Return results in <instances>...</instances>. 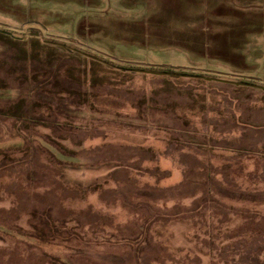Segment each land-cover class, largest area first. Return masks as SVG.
Here are the masks:
<instances>
[{"label": "rangeland", "instance_id": "1", "mask_svg": "<svg viewBox=\"0 0 264 264\" xmlns=\"http://www.w3.org/2000/svg\"><path fill=\"white\" fill-rule=\"evenodd\" d=\"M149 3L0 2V264H264V33Z\"/></svg>", "mask_w": 264, "mask_h": 264}, {"label": "crops", "instance_id": "2", "mask_svg": "<svg viewBox=\"0 0 264 264\" xmlns=\"http://www.w3.org/2000/svg\"><path fill=\"white\" fill-rule=\"evenodd\" d=\"M9 0H0L5 2ZM13 1V0H12ZM84 1L86 4L95 6L102 0H76ZM135 2L137 0H122ZM149 10L157 9L151 1L144 0ZM162 4L158 9L162 13L174 16L177 19L188 18L191 22L190 32L196 37V32L200 33L201 18L203 16L220 30L226 29L227 44L230 47V41L237 42V49L245 50V53L251 54L253 60H261L262 52L257 47L261 42V34L264 33V0H161ZM17 5V6H16ZM12 5L17 10L25 9V5L20 3ZM42 11L43 7H38ZM153 11V10H152ZM45 12V11H44ZM195 44V38H193ZM198 39V38H197ZM200 39V38H199ZM257 48V50H255ZM247 50V52H246ZM241 60L243 66L249 65L245 58ZM244 61V62H243ZM254 67V64H252ZM255 68V67H254Z\"/></svg>", "mask_w": 264, "mask_h": 264}, {"label": "trees", "instance_id": "3", "mask_svg": "<svg viewBox=\"0 0 264 264\" xmlns=\"http://www.w3.org/2000/svg\"><path fill=\"white\" fill-rule=\"evenodd\" d=\"M2 35V34H1ZM0 38L1 39H3V40H5V41H7V43H8V41H9V39H7V37L6 36H0ZM10 41H12V43H14V42H18V41H14V40H10ZM9 41V42H10ZM14 49H18L17 47H15ZM17 62H18V60H16ZM29 61H33V60H29ZM37 61V60H36ZM38 61H40V60H38ZM1 63V62H0ZM5 64V63H4ZM23 79H24V81L26 82V85L27 86H25V89H27V95L26 96H23V98L24 99H22L23 100V102H24V104H26V105H28V107H27V112H28V108H30V109H33V107H34V103L36 102V100H34L33 98H35L34 96H36V94H37V90H38V85H39V83H41L43 80H40V82L38 83V80L37 79H33V78H29V76H28V74H26V75H23ZM36 82V83H38V84H34V85H30V83H33L34 81ZM30 80H32L31 82H29ZM0 90H2V89H6V88H10L9 86H7V85H4V82H3V80H1V78H0ZM37 86V87H36ZM36 93V94H35ZM51 98V97H50ZM32 100V101H31ZM28 101H31V107H30V103L28 102ZM36 117V116H35ZM36 119V118H35ZM22 120L23 121H28V116H22ZM258 229V228H257ZM256 231H258V230H255V232Z\"/></svg>", "mask_w": 264, "mask_h": 264}]
</instances>
